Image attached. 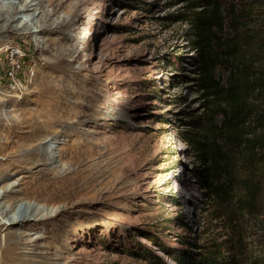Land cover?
I'll return each mask as SVG.
<instances>
[{"label": "rangeland", "instance_id": "374dc122", "mask_svg": "<svg viewBox=\"0 0 264 264\" xmlns=\"http://www.w3.org/2000/svg\"><path fill=\"white\" fill-rule=\"evenodd\" d=\"M39 2L31 0L50 15L54 33L0 35V89L19 98L17 86L28 91L0 106V164H10L4 183L17 184L14 192L33 194L43 185L60 202L43 208L57 215L34 223L41 229L27 231L30 236L17 247L25 261L9 259L12 251L6 248L13 250L16 239L4 240L0 232V259L198 262L225 233L211 221L220 211L212 214L215 204L204 195L202 166L183 138L194 132L190 121L201 111L197 53L188 24L180 21L189 3ZM51 6L61 9L52 15ZM12 26L20 27L21 20ZM56 128L68 134L54 136ZM45 139L47 152L39 147L31 155ZM59 152L61 159L48 165L45 158L56 159ZM70 158L77 161L72 166ZM51 169L70 173L50 181ZM8 195L34 201L32 195ZM250 226L257 242L264 214Z\"/></svg>", "mask_w": 264, "mask_h": 264}, {"label": "trees", "instance_id": "16d2710c", "mask_svg": "<svg viewBox=\"0 0 264 264\" xmlns=\"http://www.w3.org/2000/svg\"><path fill=\"white\" fill-rule=\"evenodd\" d=\"M186 1L180 21L197 53L201 111L183 138L225 233L188 264H264V226L257 242L250 226L264 214V0Z\"/></svg>", "mask_w": 264, "mask_h": 264}, {"label": "bare ground", "instance_id": "6f19581e", "mask_svg": "<svg viewBox=\"0 0 264 264\" xmlns=\"http://www.w3.org/2000/svg\"><path fill=\"white\" fill-rule=\"evenodd\" d=\"M42 1L43 0H40L39 3H41ZM37 6L31 3V0H0V35L5 34L6 32L20 33L21 31H24V30H27V31L29 30L28 34L30 35H38L42 33H54V31L50 29L52 25L50 15L46 14L44 12V8L42 10V7L39 6V4ZM60 9H61V6H59L58 8L53 6L52 11H51L52 15L57 14ZM18 19L19 21L21 20V26L14 28L12 24H14V22L16 23ZM64 22L65 23L67 22V18L64 19L61 23H59L56 26V29L57 27L59 28L62 24H64ZM1 51L2 50L0 49V52ZM15 90L17 91V93L18 92L20 93V91H22L21 92L22 97L25 96V92H26V95L28 92L26 91L27 89H24V87L23 86L21 87V85L17 86ZM22 97L19 98L15 95V93H8L0 89V106L4 105V103L6 102H11L14 99L21 100ZM28 132L29 131H26L24 133H28ZM37 133H42V129H38ZM52 134L54 136H59V135L64 136V135H67L68 132L64 130L63 128H56L55 130H53ZM48 143L49 141L46 139L39 141L38 144H35L34 147L36 149L31 151V155L35 154V151L37 150L39 151L40 148L43 152H47ZM5 157H6L5 159L6 161L9 157L8 156H5ZM59 159H61L60 152H59V155H57L56 159L45 158V160H47L48 162V165L54 164ZM76 162L73 161V158H70L67 161V164L69 166H72V164ZM9 167H10V164L8 163L0 164V232L4 233L5 235L4 240H6L7 236L15 237L16 239L15 243L13 244V248L15 250L14 249L12 250V248L7 247L8 243L5 242V245L7 247L6 252L12 251L9 259H11L12 261H22L23 262L25 261V260H22L24 253L19 252L21 249L17 247L22 245L26 237L30 236V233L26 234L27 231L32 232V231H38L39 229H41L37 224H34V223L38 221L39 222L42 221L43 223H46L49 220L55 218L57 213L56 214L49 213L43 210V208H47L49 205H54L52 203H55V202L59 203L60 198L59 197L53 198V194H54L53 191L50 193L46 192L45 190L46 188H42L43 185H41L40 188L35 189L33 194L29 193L27 189H23L21 192H16V191L14 192V188L17 186V184L4 183L8 181L7 171ZM69 173H70L69 169L63 172L61 170L57 171L55 169H51V171H47V175L49 174V175H52L53 177L51 178L50 181H55V182L57 181L56 180L57 178L63 177L61 175L64 174V176L65 175L67 176V174ZM67 178L68 177H66L65 179ZM11 193H23V195H32L31 197H33L34 201H30V200L26 201L25 199H22V200L11 199L8 195ZM31 202H35V204ZM40 202H42L43 204L42 206H39ZM4 261H5L4 259L3 260L0 259V264H5ZM29 261L33 263H27V261L25 263L26 264H36L32 260H29ZM10 264H19V263L14 262Z\"/></svg>", "mask_w": 264, "mask_h": 264}]
</instances>
